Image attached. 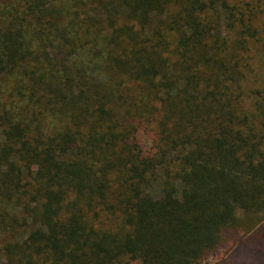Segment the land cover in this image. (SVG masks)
Instances as JSON below:
<instances>
[{"label":"trees","instance_id":"1","mask_svg":"<svg viewBox=\"0 0 264 264\" xmlns=\"http://www.w3.org/2000/svg\"><path fill=\"white\" fill-rule=\"evenodd\" d=\"M263 244L264 0H0V264Z\"/></svg>","mask_w":264,"mask_h":264},{"label":"rangeland","instance_id":"2","mask_svg":"<svg viewBox=\"0 0 264 264\" xmlns=\"http://www.w3.org/2000/svg\"><path fill=\"white\" fill-rule=\"evenodd\" d=\"M138 138L141 142V147L144 150H147L150 146V139L147 134H145L143 131L138 132ZM264 246V244H263ZM263 252L260 251H248L246 254L244 253L243 256H241L239 259H237L236 264H257L256 261H260L264 264V247ZM247 255V256H244ZM221 256V253H220ZM243 259V260H242ZM206 264H217L218 259L215 257H209L206 261Z\"/></svg>","mask_w":264,"mask_h":264}]
</instances>
